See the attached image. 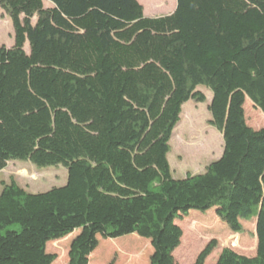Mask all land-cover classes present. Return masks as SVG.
<instances>
[{"label": "trees", "instance_id": "16d2710c", "mask_svg": "<svg viewBox=\"0 0 264 264\" xmlns=\"http://www.w3.org/2000/svg\"><path fill=\"white\" fill-rule=\"evenodd\" d=\"M176 2L148 18L138 0H0L15 30L0 47V173L13 161L68 171L45 193L3 185L0 264H54L48 244L75 233L69 264L130 235L151 242L150 264H178V222L211 210L234 234L256 221V256L224 249L217 264H264V129L244 108L264 114V0ZM203 89L224 153L177 180L170 143Z\"/></svg>", "mask_w": 264, "mask_h": 264}, {"label": "rangeland", "instance_id": "374dc122", "mask_svg": "<svg viewBox=\"0 0 264 264\" xmlns=\"http://www.w3.org/2000/svg\"><path fill=\"white\" fill-rule=\"evenodd\" d=\"M145 9L148 18H159L172 14L177 6L176 0H171L165 9L156 0H138ZM157 11V12H156ZM15 45V30L12 21L0 7V47L12 48ZM25 51L30 52L27 42ZM207 102H188L183 107L181 121L174 131L171 140L169 162L174 179H184L187 175H197L206 172V168L221 159L224 153L222 134L210 125L211 113L209 105L212 93L203 89ZM246 121L255 131L264 129V114L247 99L245 103ZM16 181L19 186L31 194L50 191L53 188L66 186L68 171L63 166L38 168L29 162L13 161L0 173V193L4 184ZM244 232L234 234L211 210L206 214L192 211L191 216L178 222L184 236L181 246L174 256L178 264H195L200 253L212 242H217V248L208 258L206 264H217L224 249L255 257L258 240L256 237V221L242 222ZM79 233L60 241L51 242L47 252L57 255L54 264H69L70 246ZM238 242L237 246L235 243ZM154 250L151 242L137 235H130L116 240L100 238L99 248L91 255L90 264H150Z\"/></svg>", "mask_w": 264, "mask_h": 264}, {"label": "bare ground", "instance_id": "6f19581e", "mask_svg": "<svg viewBox=\"0 0 264 264\" xmlns=\"http://www.w3.org/2000/svg\"><path fill=\"white\" fill-rule=\"evenodd\" d=\"M156 1L159 2L158 5H159L160 7H162V9H165L166 6H167V4L169 5V3H171V2H170L171 0H156ZM156 12H157V11H156Z\"/></svg>", "mask_w": 264, "mask_h": 264}]
</instances>
